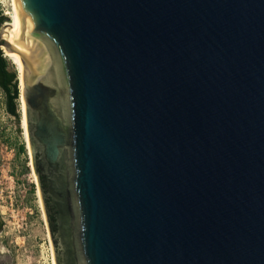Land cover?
<instances>
[{
  "label": "water",
  "instance_id": "1",
  "mask_svg": "<svg viewBox=\"0 0 264 264\" xmlns=\"http://www.w3.org/2000/svg\"><path fill=\"white\" fill-rule=\"evenodd\" d=\"M15 4L55 264H264V0Z\"/></svg>",
  "mask_w": 264,
  "mask_h": 264
},
{
  "label": "rangeland",
  "instance_id": "2",
  "mask_svg": "<svg viewBox=\"0 0 264 264\" xmlns=\"http://www.w3.org/2000/svg\"><path fill=\"white\" fill-rule=\"evenodd\" d=\"M6 68L16 72L18 84L17 71L9 60ZM16 112L18 116L7 112L5 92L0 87V264H53L19 95Z\"/></svg>",
  "mask_w": 264,
  "mask_h": 264
},
{
  "label": "bare ground",
  "instance_id": "3",
  "mask_svg": "<svg viewBox=\"0 0 264 264\" xmlns=\"http://www.w3.org/2000/svg\"><path fill=\"white\" fill-rule=\"evenodd\" d=\"M9 20H7L2 27L1 36L2 39L7 43L6 47L5 43L1 44V47L4 51V56L14 65L17 76H18V92H19V102L22 111V126L24 128V135L27 139V129H26V121H25V106L22 92V57L20 52L21 44L18 46V43H21V24L18 16L15 0H12V10L9 12ZM18 46V47H17ZM29 147V144H28ZM40 195V194H39ZM40 197V196H39ZM53 264H55L54 254H53Z\"/></svg>",
  "mask_w": 264,
  "mask_h": 264
},
{
  "label": "flooded vegetation",
  "instance_id": "4",
  "mask_svg": "<svg viewBox=\"0 0 264 264\" xmlns=\"http://www.w3.org/2000/svg\"><path fill=\"white\" fill-rule=\"evenodd\" d=\"M39 155L40 153L38 151L34 152V157L36 160L38 159ZM37 171L40 180V185L43 189V200L45 203L47 218L51 226L53 242L55 244V249L58 253V264H70L66 239L62 237V234L59 231L60 209L58 208L57 203L55 202V196L51 193L47 175L39 168H37Z\"/></svg>",
  "mask_w": 264,
  "mask_h": 264
},
{
  "label": "trees",
  "instance_id": "5",
  "mask_svg": "<svg viewBox=\"0 0 264 264\" xmlns=\"http://www.w3.org/2000/svg\"><path fill=\"white\" fill-rule=\"evenodd\" d=\"M6 20L0 15V25ZM8 60L4 56V51L0 49V87L5 92L7 112L13 116H18L16 112V99L18 98V84L15 71L7 70ZM21 150L24 146L21 145Z\"/></svg>",
  "mask_w": 264,
  "mask_h": 264
},
{
  "label": "built area",
  "instance_id": "6",
  "mask_svg": "<svg viewBox=\"0 0 264 264\" xmlns=\"http://www.w3.org/2000/svg\"><path fill=\"white\" fill-rule=\"evenodd\" d=\"M12 10V0H0V15L9 18V12ZM6 21H3V24Z\"/></svg>",
  "mask_w": 264,
  "mask_h": 264
}]
</instances>
